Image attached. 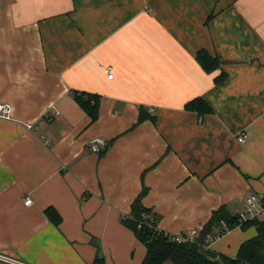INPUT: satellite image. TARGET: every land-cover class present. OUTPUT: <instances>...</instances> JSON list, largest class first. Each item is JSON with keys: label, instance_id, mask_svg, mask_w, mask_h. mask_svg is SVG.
<instances>
[{"label": "crops", "instance_id": "0c3cea01", "mask_svg": "<svg viewBox=\"0 0 264 264\" xmlns=\"http://www.w3.org/2000/svg\"><path fill=\"white\" fill-rule=\"evenodd\" d=\"M73 90L101 96L95 123ZM198 97L211 113L186 110ZM0 104V264H142L121 219L139 197L171 235L264 198V0H0Z\"/></svg>", "mask_w": 264, "mask_h": 264}, {"label": "trees", "instance_id": "16d2710c", "mask_svg": "<svg viewBox=\"0 0 264 264\" xmlns=\"http://www.w3.org/2000/svg\"><path fill=\"white\" fill-rule=\"evenodd\" d=\"M196 59L206 73H214L221 67L220 59L206 50L199 51ZM223 77L222 74L218 76L216 82L219 83ZM70 93L90 117L91 122L95 123L99 118L101 96L77 90ZM186 110L197 112L200 116L211 113L207 102L201 97L189 101L186 104ZM142 111L146 116L141 117L140 122L152 118L151 114L145 113V109ZM261 203L264 205V198ZM46 213L49 219L59 225L60 216L55 210L48 209ZM151 216L155 218L154 222L150 221ZM121 219L122 223L133 230L137 239L146 247L147 252L142 264H164L167 261L173 264H264V218L248 221L240 226L236 216H231L226 208L222 207L213 214L200 235L184 243L173 242L164 231L157 227L156 216L142 206L141 197L134 202L131 214L122 216ZM222 221H225L231 230L237 227L242 229L254 227L257 231L255 237L240 246L236 257L218 254L206 248L207 235L215 233L221 227ZM93 264H105V261L98 256Z\"/></svg>", "mask_w": 264, "mask_h": 264}, {"label": "built area", "instance_id": "2783aa9c", "mask_svg": "<svg viewBox=\"0 0 264 264\" xmlns=\"http://www.w3.org/2000/svg\"><path fill=\"white\" fill-rule=\"evenodd\" d=\"M111 70H112V68L109 67L108 71H111ZM112 77H113V75L110 74L109 78H112ZM151 112L153 113L154 110L151 109ZM11 116H12L11 107L7 104H0V119L10 120ZM28 128L31 129L32 125H28ZM238 139H239V142L243 143L246 141L247 136L245 134H240ZM104 145L105 144H104L103 140L97 139L90 144V149L93 152L98 153V152H100L101 146H104ZM31 203H32V199L27 198L25 201V205L29 206V205H31ZM262 215H264V205L261 203V198L256 196V195H251L246 199L244 209L236 214V218L238 220V224L241 226L243 223L258 219ZM150 221L154 222L155 218L153 216H151ZM220 224H221V227L218 228L215 233L208 235L206 237L205 244H206L207 249H210L211 244L216 239L222 237L223 235H225L231 231V229L228 227V225L225 221H222ZM165 234L168 237H170L173 242H177V243L188 242L190 240H193V238L198 235L197 231H193L191 233H188V234L186 233L183 235H171V234H168L166 232H165ZM2 259L6 260L7 262L13 263V264H23L19 261L13 260V259H5V258H2Z\"/></svg>", "mask_w": 264, "mask_h": 264}]
</instances>
